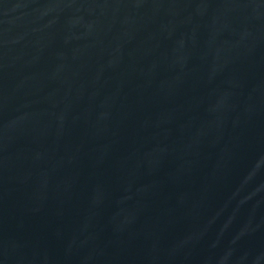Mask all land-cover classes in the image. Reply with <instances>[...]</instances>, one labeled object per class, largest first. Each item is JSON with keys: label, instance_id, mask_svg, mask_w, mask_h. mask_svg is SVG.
Segmentation results:
<instances>
[{"label": "water", "instance_id": "95a60500", "mask_svg": "<svg viewBox=\"0 0 264 264\" xmlns=\"http://www.w3.org/2000/svg\"><path fill=\"white\" fill-rule=\"evenodd\" d=\"M0 264H264V0H0Z\"/></svg>", "mask_w": 264, "mask_h": 264}]
</instances>
